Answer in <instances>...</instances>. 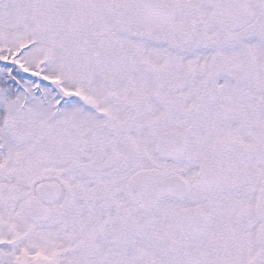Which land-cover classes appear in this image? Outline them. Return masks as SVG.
Instances as JSON below:
<instances>
[{"label":"snow or ice","instance_id":"snow-or-ice-1","mask_svg":"<svg viewBox=\"0 0 264 264\" xmlns=\"http://www.w3.org/2000/svg\"><path fill=\"white\" fill-rule=\"evenodd\" d=\"M0 264H264V0H0Z\"/></svg>","mask_w":264,"mask_h":264}]
</instances>
